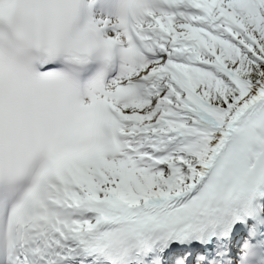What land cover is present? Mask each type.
Returning <instances> with one entry per match:
<instances>
[{"label":"snow or ice","instance_id":"1","mask_svg":"<svg viewBox=\"0 0 264 264\" xmlns=\"http://www.w3.org/2000/svg\"><path fill=\"white\" fill-rule=\"evenodd\" d=\"M0 264H264V0H0Z\"/></svg>","mask_w":264,"mask_h":264}]
</instances>
